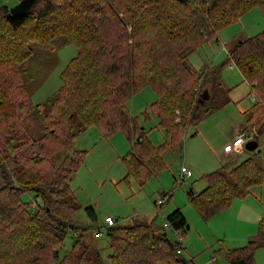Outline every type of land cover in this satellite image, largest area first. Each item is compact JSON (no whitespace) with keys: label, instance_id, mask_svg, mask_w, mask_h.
Instances as JSON below:
<instances>
[{"label":"trees","instance_id":"obj_1","mask_svg":"<svg viewBox=\"0 0 264 264\" xmlns=\"http://www.w3.org/2000/svg\"><path fill=\"white\" fill-rule=\"evenodd\" d=\"M255 8L264 14V0H36L29 12L11 18L6 17L9 8L0 7V264H104L100 253L89 247L75 256L84 231L70 225L80 209L71 204L75 196L70 181L84 152L72 150L73 141L90 127L103 138L121 132L134 139L122 161L126 177L144 185L165 169L163 153L175 151L188 128L213 109L205 107L213 98L210 92L204 101L203 92L199 95L210 69L198 76L187 57ZM59 38L77 54L61 72V87L47 101L34 104L25 82L31 44L49 46ZM231 64L249 85L248 96L254 97L243 113L242 132L254 130L258 143L264 134V29L236 43L220 67ZM208 82L215 85L216 80ZM144 88H150L156 100L132 118L126 103ZM35 114L42 117L39 138L30 127ZM151 118L167 137L159 147L151 145L141 128V122ZM62 150L66 156L55 161ZM202 180L206 188L187 196L208 219L260 186L264 170L249 158ZM25 193L34 195L28 204L22 201ZM161 197L166 203L170 196ZM29 205L36 212H30ZM85 212L96 221L93 208ZM165 222L174 232L186 226L180 209ZM71 231L75 241L59 259ZM108 234L109 264H193L177 254L176 241L167 232L159 234L153 222L123 228L122 236H115L112 228ZM263 236L261 220L255 239L234 250L222 249L227 262L254 264Z\"/></svg>","mask_w":264,"mask_h":264},{"label":"rangeland","instance_id":"obj_2","mask_svg":"<svg viewBox=\"0 0 264 264\" xmlns=\"http://www.w3.org/2000/svg\"><path fill=\"white\" fill-rule=\"evenodd\" d=\"M16 1L18 0H0V7L6 6L10 9L16 5L13 3L18 4L21 0ZM263 29L264 14L259 9H252L236 24L220 30L216 40L208 42L187 57V65L196 71L198 76H203V73L210 69V73L201 82L199 95L204 90L210 92L213 98L206 101L205 107L212 106L213 109L201 123L188 128L175 151L163 153L165 169L155 173L144 185L140 186L133 177H126V168L122 159L131 151L133 145L132 140H128L125 134L117 132L108 138H103L97 128L90 127L73 141L72 150L84 152L80 167L70 181V189L75 196V201L71 204L80 207L71 218L70 225L84 231L80 245L75 250V256L79 255L84 247H89L100 253L104 264H109L108 246L111 239L108 236L109 229H114L115 236H122L123 228L143 223L138 220L133 223L127 221L138 213L156 212L157 216H153V223L157 232L159 234L167 232L168 238L175 241L174 232L164 230L163 223L171 210L178 208L186 221L184 231L179 232L185 248L182 257L192 261L193 264L229 263L222 249L240 248H232L243 226L240 222L243 221V215L235 209L234 204L245 198L231 201L223 211L206 219L190 204L187 192L192 190L193 193L201 192H197L194 188L201 186V179L205 174L222 166L230 169L249 158L254 159L264 170V149L261 147L264 134L258 139L257 150L247 151L243 145L236 151L229 152V155L234 154L230 163L220 165L229 159L223 153L222 145L232 142L231 139L237 133L244 131L246 119L243 113L253 105L251 97L248 96V85L235 65L220 66L228 55L227 50L229 51L239 41L255 36ZM31 49L32 55L27 63L25 82L32 102L40 104L50 99L61 87V72L77 54V50L70 44L64 45L62 38L55 40L49 46L32 43ZM210 79L216 80L215 85L208 82ZM196 90L198 87L195 88ZM196 98L198 99L199 96L197 95ZM155 100L154 92L150 88H144L131 96L126 108L129 115L135 118ZM30 127L33 137L39 138L43 127L41 115L32 116ZM141 128L144 129L153 147L163 145L167 139L155 118L141 122ZM253 133L255 134L254 130L250 131L249 135ZM65 156L66 152L62 150L54 160L61 162ZM183 166L191 170L193 177L181 182L180 170ZM261 185L264 186V180ZM164 193L171 195V199L158 209L153 201L157 202ZM252 193H255L253 196L257 198L264 197V190L261 192V187L253 189ZM31 199H34L32 193H25L22 197L25 204ZM36 201L40 203L39 200ZM87 207L95 211V222H92L85 212ZM28 210L36 212L32 205H29ZM106 215H110L118 223L108 228L103 223ZM98 232L101 236L96 238L94 235ZM73 234V231L67 234L64 246L59 251V259L69 254L71 245L75 241L72 239ZM263 239L264 236L258 241L261 243ZM253 259L254 264H264V248L258 249Z\"/></svg>","mask_w":264,"mask_h":264},{"label":"crops","instance_id":"obj_3","mask_svg":"<svg viewBox=\"0 0 264 264\" xmlns=\"http://www.w3.org/2000/svg\"><path fill=\"white\" fill-rule=\"evenodd\" d=\"M18 1H16V2H18ZM15 4H17V3H13V5H15ZM227 52H228V50H227ZM247 87L249 88V85ZM249 108L250 107H248V109ZM248 109H246L245 111H247ZM237 135H238V133L231 139V141ZM133 142H134V139L132 140V145H133ZM230 143H228V144H230ZM228 144H223L221 148H222V151L225 154V156L227 155L226 158L227 159L229 158V159L226 162H224V163H220V165L228 164V163H230L233 160V158H231V157L234 154L229 155V154H226L224 152V148ZM258 145H259V142H258ZM261 147H262V149H264V137H262ZM257 149H258V147H257ZM183 167L186 168L185 166H183ZM220 168H225V170H230L233 167H231L230 169H226V167L222 166ZM187 170H189V169H187ZM189 171H191V170H189ZM192 177H193V174H192L191 178ZM201 182H202V184H201V186H199V188H198V186L194 188L197 192L203 191L206 188V182L203 181V180ZM258 187H261V192H262V190H264V186H262V185L261 186H257V187H255L253 189H256ZM253 189L251 190V193H252ZM251 193L247 197H245V199H243L241 202L234 204L235 205V209H237L239 211V213L243 215V221L240 220V222L242 223L243 226H242V229L240 231V235L238 236V238L236 240V243H235V245L232 248L245 246L248 241L255 239V237L257 236L258 225H259L261 220H264V197L263 196H259L257 198L256 196H253V195H255V193L254 194L253 193L251 194ZM169 196L170 197H169L168 201H170V199H171V195H169ZM251 199H253V201ZM153 204H155V201H153ZM177 209L173 208L171 210V212L169 211L170 212L169 214H171L173 211H175ZM107 216L111 217L110 215H106L105 217H107ZM153 216H155V217L157 216L156 212L155 213H151V212L138 213L136 216L132 217V219L127 220V221H129L130 223H133L134 221L138 220V221H141L143 223H151V222H153ZM262 248H264V239L261 241L259 249H262ZM257 255L259 256L260 254L258 253Z\"/></svg>","mask_w":264,"mask_h":264},{"label":"built area","instance_id":"obj_4","mask_svg":"<svg viewBox=\"0 0 264 264\" xmlns=\"http://www.w3.org/2000/svg\"><path fill=\"white\" fill-rule=\"evenodd\" d=\"M251 99L253 100L254 97L251 95ZM254 137H255V134H250V135H246L245 132H240L233 140L232 142L225 146L224 148V152L226 154H229L236 151L238 148L242 147L243 145H245V143L249 140H254ZM192 176V173L187 170L186 168L182 167L181 170H180V180L181 182H184V180L186 179H189L191 178ZM165 203V200L163 198L159 199L157 202H156V205H157V208H161V206ZM116 220H114L113 218L107 216L104 218V224L109 228V227H112V226H115L116 225ZM163 228L164 230H172L171 229V226L169 225V223L167 222H164L163 223ZM173 231V230H172ZM174 232V231H173ZM174 235L176 236V243L178 245V248H177V254H182V252L185 250L184 248V245L182 243V238L180 236V233L179 232H174ZM96 238H99L101 236V233L98 232L94 235ZM212 261H214V259H212Z\"/></svg>","mask_w":264,"mask_h":264},{"label":"water","instance_id":"obj_5","mask_svg":"<svg viewBox=\"0 0 264 264\" xmlns=\"http://www.w3.org/2000/svg\"><path fill=\"white\" fill-rule=\"evenodd\" d=\"M175 1L184 3L187 0H175ZM35 2L36 0H21L18 4H16L15 6L11 7L8 10L6 17L7 18L18 17L26 14L27 12L30 11V9L32 8ZM207 98H208L207 90H204L202 94V100L204 101ZM257 147H258V143L255 140H249L245 143V149L247 151H254L257 149ZM109 235L110 234H108V236ZM228 264H243V262L241 260H234V261H230Z\"/></svg>","mask_w":264,"mask_h":264}]
</instances>
